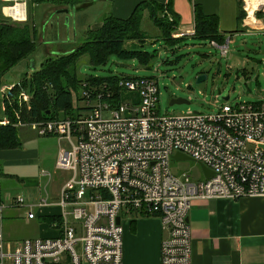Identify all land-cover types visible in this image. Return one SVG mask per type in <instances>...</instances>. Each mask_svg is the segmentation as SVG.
Instances as JSON below:
<instances>
[{"label":"built area","instance_id":"built-area-1","mask_svg":"<svg viewBox=\"0 0 264 264\" xmlns=\"http://www.w3.org/2000/svg\"><path fill=\"white\" fill-rule=\"evenodd\" d=\"M4 1L14 7L28 0ZM247 1L253 5L250 15L246 0H240L245 26L250 22L252 29L264 31V0ZM218 46L226 54L227 41ZM83 86L84 109L75 117L16 123L36 136L63 142L54 164L70 175L56 201L61 208L58 235L25 238L9 247L0 233V264H122L121 215L158 217L164 232L159 264H190L187 212L192 199L264 196L263 100L224 103L214 113L158 115V90L151 77L117 81V106L105 99L111 92ZM10 87L0 86V96ZM130 93L134 97H124ZM18 96L23 102L29 98L24 92ZM103 112L109 116L102 118ZM6 123L2 117L0 124ZM175 153L212 175L197 180L174 175L169 163ZM12 204L24 203L20 196ZM44 204L46 198L37 203ZM32 205H25L28 218ZM2 210L0 203V216Z\"/></svg>","mask_w":264,"mask_h":264},{"label":"crops","instance_id":"crops-1","mask_svg":"<svg viewBox=\"0 0 264 264\" xmlns=\"http://www.w3.org/2000/svg\"><path fill=\"white\" fill-rule=\"evenodd\" d=\"M107 1L109 14L117 18H127L135 8L134 6L142 1L168 6L178 20L173 33L188 37L193 34V9L196 5L200 7L203 14L217 15L219 18L217 28L224 37V32L230 29L234 21H238L237 2L242 3L236 0L235 13L228 15L224 21L222 14L229 10L230 6L222 0ZM33 3L34 0H28L23 6L20 4L23 16L14 19L13 15L4 11V8L12 6V1L0 0V16L14 22L29 23L31 22L30 7ZM164 14L168 16V12L164 11ZM244 18L240 22L241 30L253 34L264 33L262 30L252 29L253 25L250 22L246 27ZM142 20L150 22L146 11H143ZM223 23L228 24L226 29ZM100 25L99 21L86 29H95ZM226 40L224 37L225 42ZM134 95L130 93L124 97L130 98ZM17 136L20 139V146L0 150V203L3 205L0 233L2 243L9 247L13 242L25 238L58 235L57 224L60 222L61 208L56 201L60 195L61 186L70 175L66 177L69 171L58 170L55 167L57 149L63 146V142L57 141L55 136H36L26 127L18 128ZM64 174L65 177H62ZM20 196L23 206L13 205L12 199ZM41 198H46V204L37 205ZM26 204H33L31 218L27 217L29 207H26ZM187 214L191 242L190 264H264V196L205 201L194 198ZM123 216L125 218L120 222L123 231L122 264H159L160 241L164 238L160 219L147 216Z\"/></svg>","mask_w":264,"mask_h":264},{"label":"rangeland","instance_id":"rangeland-1","mask_svg":"<svg viewBox=\"0 0 264 264\" xmlns=\"http://www.w3.org/2000/svg\"><path fill=\"white\" fill-rule=\"evenodd\" d=\"M222 1L230 6L222 14L225 21L228 15L235 13L236 0ZM61 8L67 12L57 13ZM30 11L35 49L31 56L19 60L1 77V84L18 83L25 73L37 69L45 56L77 46L83 41V31L99 23L110 9L107 0H92L88 5L79 4L71 9L61 5L54 7L48 1H38L32 4ZM240 22L234 21L230 29L224 32L225 40L228 38V48L223 55L220 46L211 45L209 41H197L190 36L170 47L165 46L151 23L143 20L142 30L149 38L142 48L148 53L156 51L150 68H145L136 59L127 60L117 56L108 57L101 65H93L82 55L76 60L77 71L81 77L123 75L129 79L153 78L158 90V115L214 113L224 103L264 101V33L245 32L240 29ZM223 25L224 28L228 27V24ZM200 74L205 75V78L195 84ZM174 98L188 103H168ZM80 105L82 102H78ZM108 116L107 112H103L102 118ZM169 168L174 175L184 173L192 180L203 178L199 165L192 159H171ZM68 175L66 173V177ZM124 218L122 215V220Z\"/></svg>","mask_w":264,"mask_h":264},{"label":"trees","instance_id":"trees-1","mask_svg":"<svg viewBox=\"0 0 264 264\" xmlns=\"http://www.w3.org/2000/svg\"><path fill=\"white\" fill-rule=\"evenodd\" d=\"M38 1H48L54 7L61 5L71 9L92 0H34ZM237 5L236 16L239 22L244 18V11L240 7L242 3L237 2ZM134 7L127 18L104 15L99 27L83 32L81 43L62 53L55 52L45 56L37 69L25 73L18 83L11 85L4 96H0V119L4 117L7 120L6 125L0 124V150L20 146L17 122L33 123L45 119L75 117L78 111L84 109L78 106V102L82 100L80 93L82 84L87 91L92 89L101 93L111 92L112 95L105 99L111 106H117L119 95L117 81L129 77L123 75L81 77L77 71L76 60L85 55L88 63L101 65L108 57L117 56L127 60L136 59L145 68H150L156 51L148 53L142 48L145 40L149 38L141 26L143 11L147 12L148 20L165 46L170 47L188 37L173 33L178 20L168 6L142 1ZM199 8L196 5L193 9V34L190 37L197 41L223 44V34L217 28L219 18L215 14H203ZM164 11L168 12V16ZM33 35L34 26L30 21L19 23L0 16V80L15 63L31 56L35 49ZM20 92L29 95L27 101L19 100Z\"/></svg>","mask_w":264,"mask_h":264},{"label":"water","instance_id":"water-1","mask_svg":"<svg viewBox=\"0 0 264 264\" xmlns=\"http://www.w3.org/2000/svg\"><path fill=\"white\" fill-rule=\"evenodd\" d=\"M62 12H67V10L65 9V8H61V9H58L57 10V13H62ZM227 41V40H226ZM31 66L33 67V64H32V62H31ZM203 78H205V75H202V74H200L199 76H198V78L197 79H195V84H199L200 82H201V80L203 79ZM224 99H227V97H225ZM168 103H170V104H180V103H188V102H185L184 100H182V99H179V98H174V99H170L169 100V102ZM172 159H176V160H181V159H190V158H187V156H185V155H183V154H180V153H175L174 155H172ZM199 168H200V170H201V172H202V174H203V178H208L209 176H211L212 175V172L211 171H209L208 169H206L204 166H202L201 164H199ZM117 223L118 222H120V220H119V218H117V221H116Z\"/></svg>","mask_w":264,"mask_h":264},{"label":"bare ground","instance_id":"bare-ground-1","mask_svg":"<svg viewBox=\"0 0 264 264\" xmlns=\"http://www.w3.org/2000/svg\"><path fill=\"white\" fill-rule=\"evenodd\" d=\"M246 2H247V5H246L245 9L248 12V15H250L253 5L250 2H248L247 0H246ZM4 11L8 14L13 15L14 19L15 18H21L23 16L22 6L20 4H15L14 7L4 8Z\"/></svg>","mask_w":264,"mask_h":264}]
</instances>
